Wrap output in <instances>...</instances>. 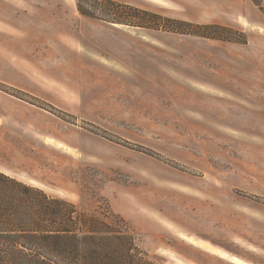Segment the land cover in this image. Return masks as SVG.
I'll return each instance as SVG.
<instances>
[{
	"label": "rangeland",
	"instance_id": "1",
	"mask_svg": "<svg viewBox=\"0 0 264 264\" xmlns=\"http://www.w3.org/2000/svg\"><path fill=\"white\" fill-rule=\"evenodd\" d=\"M76 1L0 0V171L108 207L156 262L264 264L262 0H248L259 26L220 0L202 19L137 7L234 30L222 40L90 19Z\"/></svg>",
	"mask_w": 264,
	"mask_h": 264
},
{
	"label": "trees",
	"instance_id": "2",
	"mask_svg": "<svg viewBox=\"0 0 264 264\" xmlns=\"http://www.w3.org/2000/svg\"><path fill=\"white\" fill-rule=\"evenodd\" d=\"M84 1H76L81 16L112 24L151 28L144 17L154 16L181 34L222 40L226 36L219 33H235L220 25L161 18L113 0H86L87 7ZM0 264L165 263L152 260L136 243L128 221L108 207L89 211L0 171Z\"/></svg>",
	"mask_w": 264,
	"mask_h": 264
},
{
	"label": "crops",
	"instance_id": "3",
	"mask_svg": "<svg viewBox=\"0 0 264 264\" xmlns=\"http://www.w3.org/2000/svg\"><path fill=\"white\" fill-rule=\"evenodd\" d=\"M120 3L129 4L135 7L143 5H153L162 9H168L173 11H189L194 10L197 12L196 18L202 19L205 16H210L213 14V3L214 0H113ZM261 6L264 7V0L261 1ZM237 8L238 10L243 11V18L248 22L249 26H257L259 22L249 20L248 13L252 12L248 0H220L219 9H229ZM257 9L258 7L255 6ZM259 11V9H258ZM200 22V21H199ZM260 25V24H259ZM258 25V26H259Z\"/></svg>",
	"mask_w": 264,
	"mask_h": 264
}]
</instances>
